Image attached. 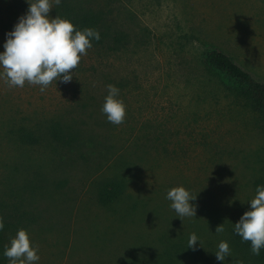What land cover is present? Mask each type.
I'll use <instances>...</instances> for the list:
<instances>
[{"label":"rangeland","instance_id":"1","mask_svg":"<svg viewBox=\"0 0 264 264\" xmlns=\"http://www.w3.org/2000/svg\"><path fill=\"white\" fill-rule=\"evenodd\" d=\"M87 1L111 12L126 46L89 48L71 83L43 92L0 79V208L16 228L2 250L23 228L38 264H264L233 234L264 181V123L204 58L221 51L264 83V0ZM27 8L0 0V51ZM108 84L126 106L119 125L101 111ZM54 121L69 144L46 134ZM20 128L40 145L21 144ZM111 178L125 189L107 208L98 190ZM176 186L196 196V217L170 208Z\"/></svg>","mask_w":264,"mask_h":264},{"label":"clouds","instance_id":"2","mask_svg":"<svg viewBox=\"0 0 264 264\" xmlns=\"http://www.w3.org/2000/svg\"><path fill=\"white\" fill-rule=\"evenodd\" d=\"M28 5L18 17L13 28L5 33L0 51V79L10 87H23L25 83L39 85L43 92L53 81L71 83L72 72L82 56L92 47V40L99 41L100 33L90 27L76 29L73 23L59 15H51L52 4L61 0H25ZM107 95L101 107L107 121L119 125L124 121L126 106L119 99L120 89L108 84ZM166 199L177 217H196V199L183 186L167 191ZM249 210L243 212L234 225V232L243 241L250 242L251 252L259 256L264 248V185H257L255 196L248 201ZM222 225V224H221ZM221 225L216 231H223ZM4 223L0 220V230ZM215 231V232H216ZM199 241L195 233L188 240V248L195 249ZM200 243V241H199ZM217 261L224 262L231 255L226 241H221L215 251ZM3 256L9 264H38V247L34 246L29 234L18 229L9 243L4 246Z\"/></svg>","mask_w":264,"mask_h":264},{"label":"trees","instance_id":"3","mask_svg":"<svg viewBox=\"0 0 264 264\" xmlns=\"http://www.w3.org/2000/svg\"><path fill=\"white\" fill-rule=\"evenodd\" d=\"M94 4L95 2L88 3L87 0H61L59 5L53 3V16L59 15L70 20L76 29L90 27L98 30L101 38L99 41L92 40V47L106 48L110 52L120 50L122 46H126L128 43L127 36L124 32L113 30L114 20L110 17L111 12L109 10ZM204 58L207 67L225 77L228 81L227 88L235 91L264 123V83L255 79L221 51L209 49ZM17 134L18 141L23 145L36 146L40 145L42 141L40 135L26 128L18 129ZM46 134L57 143L69 144L71 141V138L65 135L59 121L50 123L46 128ZM257 185H264V181L257 182L256 187ZM124 189L125 183L121 179L111 178L103 181L98 190L99 204L103 207H111L114 202L119 200ZM1 210L0 208V220L3 221L4 228L0 230V255L3 253L2 246L5 244L7 236H11V231L16 229L13 228L14 224L5 218ZM233 234L244 248L251 250L250 242L243 241L234 230ZM259 257L264 261V248L261 249Z\"/></svg>","mask_w":264,"mask_h":264}]
</instances>
